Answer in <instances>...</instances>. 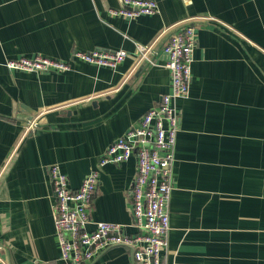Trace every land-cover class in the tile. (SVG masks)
<instances>
[{"label": "crops", "instance_id": "crops-1", "mask_svg": "<svg viewBox=\"0 0 264 264\" xmlns=\"http://www.w3.org/2000/svg\"><path fill=\"white\" fill-rule=\"evenodd\" d=\"M123 1L0 0V259L60 264L50 167L59 166L70 188L81 186L106 149L172 90L162 50L144 65L137 44L162 45L194 21L163 264H264V0H154V15L132 19L110 12ZM95 50L128 56L117 68L72 60ZM38 55L72 69L5 66ZM30 118L38 127L27 133ZM135 174L133 157L103 167L89 231L108 222L138 232ZM86 264H133L132 251L111 247Z\"/></svg>", "mask_w": 264, "mask_h": 264}, {"label": "built area", "instance_id": "built-area-1", "mask_svg": "<svg viewBox=\"0 0 264 264\" xmlns=\"http://www.w3.org/2000/svg\"><path fill=\"white\" fill-rule=\"evenodd\" d=\"M157 11L158 3L154 0H124L120 9L110 12L132 19L154 15ZM196 33L195 25L185 26L163 47L165 67L171 73V92L106 149L97 167L90 171L78 189L70 188L67 176L58 165L50 167L54 221L61 247L60 264H86L100 252L115 246L133 250L136 264H163L171 230L173 165L181 119L178 102L190 94ZM155 45L137 44L139 60L153 63L150 55L154 53ZM127 56L124 50H95L75 52L72 60L117 68ZM5 66L10 71L28 73H61L72 69L69 61L41 55L8 59ZM36 128L34 122L28 126L27 133ZM133 156L136 157V174L130 191V211L138 232L127 234L120 225L108 222H97L94 230L89 231L90 213L103 167L124 163ZM0 264L6 263L0 259Z\"/></svg>", "mask_w": 264, "mask_h": 264}, {"label": "water", "instance_id": "water-1", "mask_svg": "<svg viewBox=\"0 0 264 264\" xmlns=\"http://www.w3.org/2000/svg\"><path fill=\"white\" fill-rule=\"evenodd\" d=\"M189 25H195L194 21H188L185 23H181L180 25H177V27H175L174 29H172V32L169 33V36L167 37V41L164 44H159L157 43V45H155L154 47V53L150 55V60L154 61L156 56L158 55V53H160V51L163 49V47L169 42V40L183 27L185 26H189ZM196 26V25H195ZM144 65H150L151 63L148 60H144L142 61ZM32 118H30L28 121H23L22 124L25 127H28L30 124H32ZM38 127V124H37ZM0 248L5 249V247L3 245L0 244ZM132 251V258H133V264H136L135 260H134V256H133V250Z\"/></svg>", "mask_w": 264, "mask_h": 264}, {"label": "rangeland", "instance_id": "rangeland-1", "mask_svg": "<svg viewBox=\"0 0 264 264\" xmlns=\"http://www.w3.org/2000/svg\"><path fill=\"white\" fill-rule=\"evenodd\" d=\"M133 158L136 160V157L133 156Z\"/></svg>", "mask_w": 264, "mask_h": 264}]
</instances>
